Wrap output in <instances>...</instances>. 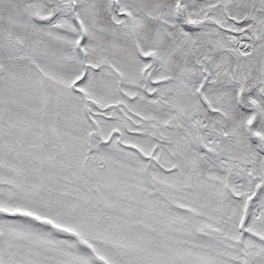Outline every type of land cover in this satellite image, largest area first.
Segmentation results:
<instances>
[{
  "label": "snow or ice",
  "instance_id": "6c2138e0",
  "mask_svg": "<svg viewBox=\"0 0 264 264\" xmlns=\"http://www.w3.org/2000/svg\"><path fill=\"white\" fill-rule=\"evenodd\" d=\"M0 264H264V0H0Z\"/></svg>",
  "mask_w": 264,
  "mask_h": 264
}]
</instances>
